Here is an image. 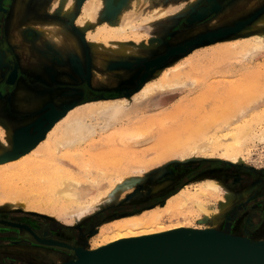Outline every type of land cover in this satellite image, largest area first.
<instances>
[{
  "label": "rangeland",
  "instance_id": "rangeland-1",
  "mask_svg": "<svg viewBox=\"0 0 264 264\" xmlns=\"http://www.w3.org/2000/svg\"><path fill=\"white\" fill-rule=\"evenodd\" d=\"M65 1L3 0V5L10 7L6 23L7 42L12 36H19L20 47H23V51H20L9 42L21 69L32 68L33 62L30 60L34 54L45 52L48 59L42 58L53 68L66 67L74 77L81 74L82 67L87 70L88 86L97 94H90L93 98L83 103H79L80 100L74 95L69 103L66 96L54 93V106L60 113L66 110L58 120L84 103L134 99V95L147 83L164 85L173 90H167L170 94L167 96L163 93L151 96L148 104L165 99L163 106L139 110L132 115L127 127L175 113L183 106L189 107L188 111L193 114L187 128L179 131H175L177 124L185 122L189 115L175 114L176 119H167L155 125L150 122L126 136L114 131L96 133L87 142L86 155L80 156L88 160L87 170L91 172L85 173L81 166L65 160V165L77 176L89 197L99 193L105 195L91 217L77 220L79 223L69 216L70 208L67 209L56 198L54 200L47 185L31 188L17 180L14 184L30 191L20 194L12 190V185L3 186L0 183V216L6 220L0 223V232H4L3 237L7 236L0 238V264H62L74 260L78 250L90 252L94 248L102 228L119 220L163 209L183 192H195L207 181L221 183L232 194L230 206L224 210L215 230L233 235L225 229L226 222L231 223L232 216L240 213L246 204L253 203L258 195L264 194V143L252 138L250 133L240 145L231 138L232 130L244 125L257 129L255 132L259 129L257 118L264 113V50L252 58L249 52H243L231 60L215 58L214 55H223L225 48L238 41L244 45L247 41L243 40L264 31V0H206L205 4L213 2L214 6L196 10L194 15L189 14L204 0H102L98 16L85 26H81L79 21L82 20L83 5L87 0H73L72 5L68 6ZM135 10L141 12V17L129 21L133 29L128 28L122 37L120 34L106 35L105 31L93 40L98 28L104 25L118 26L122 14ZM154 11L156 14H153ZM208 16H211L210 20L191 28L182 30L184 26H179L181 21L187 25ZM148 17L152 20L147 22ZM192 37L196 41L187 49L174 52L163 63L148 69L150 60ZM94 42L99 46H93ZM119 48L128 51H118ZM214 59L218 61L217 64L210 66ZM166 75L171 79H165ZM173 75L178 77L173 78ZM18 92L19 97L16 95L14 104L19 110L25 96L21 97L24 92L22 87L19 86ZM231 108L248 109L244 118L228 129L224 118ZM210 114L214 118L205 122L212 116ZM21 123L18 119H9L4 124L0 122V148L3 151L11 146L12 129ZM171 130L177 132L173 138L170 137ZM163 136L170 142L178 139L175 143L180 146L161 147ZM210 139L213 142L209 150L192 151L194 146ZM7 142L10 143L8 146ZM163 149H168L166 154H161ZM227 149L235 155L241 154L243 162L231 164L227 161L221 156ZM110 153L128 154L121 161L123 167L127 166L128 169L123 171V167H118L117 159L109 160L107 157ZM107 167L109 177L104 180L98 171ZM94 180L95 184L92 183ZM37 188L43 191L37 193ZM13 192L20 197L13 195ZM221 200L223 195L216 193L206 202L211 209H216ZM190 213L187 223L192 227L202 231L212 226L205 216ZM95 219L99 221L96 224L93 222ZM33 229L42 235L54 237L55 242L40 241L33 235ZM30 236L38 244H32ZM242 237H246V234ZM259 240L264 241V237L254 241ZM70 242L75 246L72 247V258L62 251L69 247L65 243Z\"/></svg>",
  "mask_w": 264,
  "mask_h": 264
},
{
  "label": "bare ground",
  "instance_id": "bare-ground-1",
  "mask_svg": "<svg viewBox=\"0 0 264 264\" xmlns=\"http://www.w3.org/2000/svg\"><path fill=\"white\" fill-rule=\"evenodd\" d=\"M72 1L73 0H67L65 1V4H67V6L72 5ZM101 5L102 0H87L85 2V5H83L84 7L82 20L79 21L80 25L85 26L92 22L96 18V16H98L97 14L101 9ZM131 13L132 12H126V14H122L119 23L120 25L118 24V26L104 25L98 28V33H96L94 37H92L93 40L105 31L106 35L110 36L120 34V36L122 37V34L126 33L128 28L133 29V27L128 24L129 21L136 20V18L138 19L141 17V12L138 10H135L132 15ZM153 14H156V11H154ZM150 17H153V15ZM150 20H152V18L148 17V19L145 21L148 22ZM243 41H247V43H244L243 45L239 44L240 41H238L236 44H231L230 48H225L224 52H222L224 53L223 55H217L218 53H216L214 57L221 58L222 60L229 58L231 60L233 59V57L239 56L243 52H249V57L252 58L253 56L259 54L261 50H264V31L262 30L252 38ZM92 45L99 46V44H95V42ZM118 51L123 52L128 50L119 48ZM217 62L218 61L214 59V62L211 63L210 66L212 64L216 65ZM178 67L179 66H177L175 70H177ZM177 75H173V78H177L179 76ZM166 76L165 79H171L170 76ZM167 90L173 89L170 87L166 88L164 85L156 86V83H147L145 86H143L139 93L134 95V99L102 100L89 102L69 110L62 119L57 121L55 120L53 122L50 128L47 129L44 137L40 139L28 152L18 156L17 158L0 163V183H2L3 186L9 184L14 186V188L11 186L12 190L20 194H27L30 191H28L26 187H18V184H14L17 180L23 181V186H30L31 188L40 186L41 184H45L47 185L48 192L51 193L50 195L54 198V200L56 198L58 201L62 202L64 206H67V209L70 208V215L67 214V216L69 215L72 218L74 217L75 223L78 222L77 220L81 221V219L90 216L92 213H94L96 207L101 205L104 200L103 197L105 198V195L103 193H99L96 196L89 197V195L86 194L85 191H83L80 180L76 175L73 174V171H71L67 167V165H65V160H69L70 162L81 166V169L84 170L85 173L91 172L87 170L86 163H89L88 160H84L80 156L84 157L86 155V153H84V150L86 149L87 142L98 132L103 133L114 131L121 136H126V134L140 130L146 124H150V122L155 125L156 123H161L162 121L167 119H176L177 115L175 116V114H185V117L189 115L185 122H183L182 124H177L178 126L175 131H179V129L184 130V128H187V125L190 122L189 119L191 118L193 112H189V107L187 109L184 106L180 109L178 108L177 110H175V113H168L161 118L149 119L136 126H126L131 123L130 119L132 115L137 113L139 110L162 107L165 99H162L159 102H154L152 105L148 104L147 101L156 93H163L162 95L166 94L165 96H167L169 94L166 92ZM238 109H229L227 115L225 116L224 121L228 123V129L232 125L237 124L239 119L244 118L248 108ZM213 118V115L211 117L209 116V118L206 119L205 122L211 121ZM257 122V127H259V129L256 132L255 130L257 129H251V126L249 125H244L237 129H233V135L231 136L233 142L239 145L243 144L250 133L252 134V138L258 139L257 141H259L260 143H264V113L257 118ZM172 131L173 130L169 132L172 133L170 134V137L173 138L174 135H177V132ZM167 133L168 131L164 132V134ZM166 136L169 138L168 135ZM168 138H165L163 136V138L161 139L163 140L161 142V147L166 148L169 146L170 148H175L177 146H180L179 143H175V141H177L178 139L170 142ZM30 139L31 135H29L27 132L21 135L22 142H28ZM212 142V139H210L208 141L205 140L198 145L196 144L197 147L194 146L192 151L195 152L199 150L204 151L208 148L210 149V145ZM8 144L10 143L7 142V146ZM167 150L168 149H163L161 151V154H166ZM2 151L3 148H0V153ZM230 152L231 151L227 149L226 152L221 156L226 158L227 161H229L231 164L243 162L242 158L240 157L241 154L239 155L238 153H236L235 155V153ZM106 154L105 156H107ZM124 156L129 155L124 153L112 155V153H110L107 158L109 160H118L119 164L110 163L111 165L117 164L119 165L118 167H123L121 161H123L122 157ZM108 169L109 167L103 168L98 171L100 177H103L102 179L104 180L108 179L109 177V174L106 173ZM119 169L121 168H117V170ZM127 169V166L126 168L123 167V171ZM122 181L123 180H121V182ZM92 183L95 184L96 181L94 180ZM115 183L116 182H114V184ZM42 191H38L37 188V193H41ZM191 191L187 190L183 193L181 192L182 194H180L177 198L169 201L168 205L163 209L119 220L108 227L102 228L100 230L99 239L94 242L95 246L94 248L90 249V252H97L124 241L139 240L173 232H203L206 234L213 233V231L217 230H215V228L217 227V223L221 218L224 210H226L230 206V201L232 199L231 192L227 188L223 187L221 183L215 181H207L203 183V185L200 186L199 189L195 192ZM14 192L12 194L17 195ZM216 193H221L223 195V200L220 201L221 204L219 207H217L216 209H211L206 200ZM18 196L19 194L17 195V197ZM190 212H197L199 215L205 216L206 220H210L212 222V226L205 228L202 231L198 230V228L192 227L187 223L189 215L191 214Z\"/></svg>",
  "mask_w": 264,
  "mask_h": 264
},
{
  "label": "flooded vegetation",
  "instance_id": "flooded-vegetation-1",
  "mask_svg": "<svg viewBox=\"0 0 264 264\" xmlns=\"http://www.w3.org/2000/svg\"><path fill=\"white\" fill-rule=\"evenodd\" d=\"M205 2L206 0L196 5L194 7V11H191L192 14L189 15H194L196 10L203 9L205 7H209V9H211L214 6L213 2L210 5H208L207 3L205 4ZM9 12L10 7H8V4L3 5L0 10V52L2 54L3 62L5 64V68L3 69L5 71L3 77L0 79V102H2V114L6 119H18L22 122L21 124L16 125L10 133V135L13 136L14 139L15 135H18V137L21 138V135L23 133H26L27 130L28 132L32 133L33 129L36 127L39 121L44 119V114L48 112H59L58 108L54 106V103H56V101L52 98V95H54V93L57 92L66 96V99L68 98V101L66 99L65 100L69 103L72 102V97L74 95L77 99L80 100L79 103H83L93 98L90 94L97 93L89 88L88 79L85 75L87 70L83 69L82 66L80 70L81 74L75 77L70 74L71 71H69L68 69L53 68L52 66H47L46 68L41 69V71L32 69H21L16 54L14 53V50L9 46L7 42L6 23L9 18ZM211 16H208L196 23H187V25H184V22L181 21L179 26H184V28L181 27L182 30L188 29L197 24L207 22L208 20H210L209 18ZM197 35H200V33ZM188 39L190 38H187L183 42L175 44V46L170 47L168 50H166L165 53L160 54L159 56L166 55L172 49H176L179 47H183V50L187 49V46H191V44L196 41L193 37L190 40ZM179 51L181 50H174L167 56L165 60H167L169 56L172 55L174 52ZM157 57H155L154 59H156ZM57 60H59L60 62V59ZM13 71L16 72V76L12 82H9L8 78ZM19 86L22 87V90H24L21 97L24 98L25 96V101H27V103L31 102L30 109L18 110L16 104H14V99L17 98L16 95L19 91ZM129 93L131 94L132 91H129ZM256 198L257 199L253 203L246 204V206L241 209L240 213L235 216H232L231 223L226 222L225 229L227 231H229L233 235L243 236L246 234V237L251 240H257L264 237V194L258 195ZM238 215L240 216L238 217ZM4 221L6 220L0 216V223ZM93 222H95L96 224V222L99 221L95 219ZM3 233L4 232H0V238H7V236L3 237ZM32 233L40 241L51 240V242H55L56 240L53 239L54 237L42 235L39 231L34 229ZM32 236H30V238H32L31 243L38 244V241H35L34 237ZM66 241L69 242L70 240ZM67 243L65 244L69 247L67 249L64 248L62 251L69 254L70 258H72V247L75 246L71 242L70 244Z\"/></svg>",
  "mask_w": 264,
  "mask_h": 264
},
{
  "label": "water",
  "instance_id": "water-1",
  "mask_svg": "<svg viewBox=\"0 0 264 264\" xmlns=\"http://www.w3.org/2000/svg\"><path fill=\"white\" fill-rule=\"evenodd\" d=\"M1 4L3 5V0H0V10ZM176 49L183 50V47ZM176 49L149 61L148 69L158 66ZM15 76L16 72L13 71L8 81L12 82ZM65 112L66 110L44 114V119L39 121L32 133L27 130L31 135L28 142H22L15 135L12 150L0 155V163L28 152ZM62 264H264V241H254L219 231L211 234L173 232L124 241L97 252L78 250L76 259Z\"/></svg>",
  "mask_w": 264,
  "mask_h": 264
},
{
  "label": "crops",
  "instance_id": "crops-1",
  "mask_svg": "<svg viewBox=\"0 0 264 264\" xmlns=\"http://www.w3.org/2000/svg\"><path fill=\"white\" fill-rule=\"evenodd\" d=\"M19 36H16V37H14V36H12L10 39H9V42L12 44V45H15V46H17L18 48V50H22L23 51V47L21 48L20 47V44H19ZM8 41V40H7ZM8 42V43H9ZM9 43V45L11 46V44ZM12 47V46H11ZM37 53V52H36ZM38 54H34V56H33V58L30 60V61H32L33 62V64H32V68H30V69H32V70H37V65L39 66L38 67V70H40L41 71V69H43V68H46L47 66H49V63H48V61H46V59L44 60L43 58H42V56L44 57V58H47L48 59V57L45 55V52H42V53H39V55L37 56ZM17 57V56H16ZM36 57V58H35ZM18 59V58H17ZM63 64V63H62ZM5 64H4V62H3V57H2V54H1V52H0V79L3 77V74H4V71L5 70H3L4 68H5V66H4ZM64 66H66V64L64 65ZM61 67H63V66H61ZM65 69H66V67H65ZM17 96L19 97V92L17 93ZM1 105H2V102H0V107H1ZM22 109H30L31 108V102H28L27 103V101L25 102H23L22 103ZM4 115L2 114V111H1V108H0V122L1 123H3L4 124V122L5 121H7L8 122V119H6L5 117H3ZM12 144H13V141H12ZM12 144H11V146H10V148H8V149H6L5 151H3L0 155H2V154H4V153H7V152H10L11 150H12Z\"/></svg>",
  "mask_w": 264,
  "mask_h": 264
}]
</instances>
